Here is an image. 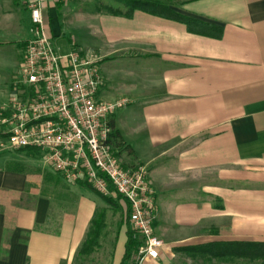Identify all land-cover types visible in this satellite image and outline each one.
Instances as JSON below:
<instances>
[{
	"label": "crops",
	"instance_id": "1",
	"mask_svg": "<svg viewBox=\"0 0 264 264\" xmlns=\"http://www.w3.org/2000/svg\"><path fill=\"white\" fill-rule=\"evenodd\" d=\"M37 1L57 48L68 38L100 56L103 99L131 102L112 119L114 142L124 167L148 173L164 243L143 264L248 262L226 245L264 243V0H149L191 25L139 10L114 17L97 0L91 12L81 0H0V108L23 66ZM14 165L0 157V264H73L104 201L46 166ZM117 226L102 235L97 264H136L137 254L124 263L128 216Z\"/></svg>",
	"mask_w": 264,
	"mask_h": 264
},
{
	"label": "built area",
	"instance_id": "2",
	"mask_svg": "<svg viewBox=\"0 0 264 264\" xmlns=\"http://www.w3.org/2000/svg\"><path fill=\"white\" fill-rule=\"evenodd\" d=\"M41 9V1L31 6L32 38L12 95L0 108L1 141L7 151H37L69 185L121 197L140 246L136 264L157 261L164 243L154 230L155 191L144 167L123 166L114 142L112 119L131 102L103 99L101 58L77 47L63 53L47 34Z\"/></svg>",
	"mask_w": 264,
	"mask_h": 264
},
{
	"label": "trees",
	"instance_id": "3",
	"mask_svg": "<svg viewBox=\"0 0 264 264\" xmlns=\"http://www.w3.org/2000/svg\"><path fill=\"white\" fill-rule=\"evenodd\" d=\"M99 1V13L108 14L114 17H126L131 18L135 11H142L150 15L162 17L169 19L174 22L183 23L187 25L194 24L192 20L183 17L175 12H173L166 5L155 3L149 0H119L118 5L109 4L107 0H97ZM25 152V150H23ZM28 156H38L37 152H29ZM51 181L59 186L61 181L58 178H54L49 175ZM90 188V187H89ZM92 189V188H90ZM93 190V189H92ZM112 190V189H111ZM101 199L109 207L115 209H122L121 202L123 201L121 197H104ZM50 229H53L55 225L59 222L50 214L49 218ZM106 212L104 210L96 211L93 220L90 224V228L87 234L86 241L79 252L82 256H91L96 249L99 248L100 239L106 230ZM49 229V230H50ZM227 247H235L236 253L232 252L231 255L241 257L244 260L251 263H261L264 264V243H237V244H227ZM139 242L134 239L133 233L128 232V244L126 248V255L124 258V263L130 262L134 255L138 253Z\"/></svg>",
	"mask_w": 264,
	"mask_h": 264
},
{
	"label": "rangeland",
	"instance_id": "4",
	"mask_svg": "<svg viewBox=\"0 0 264 264\" xmlns=\"http://www.w3.org/2000/svg\"><path fill=\"white\" fill-rule=\"evenodd\" d=\"M71 1L72 0H68V2H70L69 7L71 6V4L74 3V2L71 3ZM65 5H66V3L62 4L63 7ZM80 5L84 8V10H87L88 12H91L92 10H94L95 6H96L92 0H81L76 4V6H80ZM57 44L63 53H69L73 47H77V48H82L86 51H91L96 56H98L94 51L91 50L90 47H80V46L78 47L76 45L72 46L71 42H69L68 38L59 39ZM98 57H100V56H98ZM1 140L2 139L0 136V141ZM1 143L3 144V147L1 146ZM4 146H5V141H3V142L1 141L0 142V157H8L10 160L13 161V164H15L16 166H19L21 168H26V170H28V171H30L36 167L37 168L44 167V164L41 162L40 156H33L30 158L28 156L29 152H16V153L12 152L11 153V151H7ZM113 198H115V197H113ZM71 206L72 205L70 204V202H68L67 208H71ZM105 207L106 208H104V209L103 208L98 209V211L104 210L106 212V225H107L106 230L107 229L115 230L118 227L117 224L119 223V221L121 219H123L124 216H126V217L128 216V212H127V208H126L127 206L125 207L121 202V208L122 209H115V208L109 207L106 203H105ZM105 231H104V233H105ZM100 247L101 246L99 243V249H100ZM111 247H112L111 246V238H109L108 247H106V249H105V258L108 255L107 251H109V252L112 251ZM95 261H96V259L94 260L92 258V255L91 256H82V255H79V253H78L73 264H97ZM243 264H250V263L244 262ZM253 264H261V263H253Z\"/></svg>",
	"mask_w": 264,
	"mask_h": 264
}]
</instances>
